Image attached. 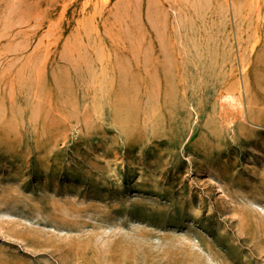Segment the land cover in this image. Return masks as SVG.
I'll return each mask as SVG.
<instances>
[{
	"label": "rangeland",
	"instance_id": "rangeland-1",
	"mask_svg": "<svg viewBox=\"0 0 264 264\" xmlns=\"http://www.w3.org/2000/svg\"><path fill=\"white\" fill-rule=\"evenodd\" d=\"M0 264H264V0H0Z\"/></svg>",
	"mask_w": 264,
	"mask_h": 264
}]
</instances>
